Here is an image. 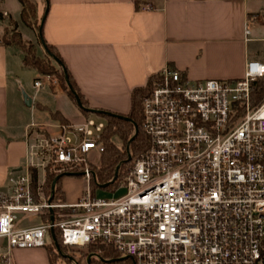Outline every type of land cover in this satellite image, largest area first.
Segmentation results:
<instances>
[{"label":"built area","instance_id":"built-area-1","mask_svg":"<svg viewBox=\"0 0 264 264\" xmlns=\"http://www.w3.org/2000/svg\"><path fill=\"white\" fill-rule=\"evenodd\" d=\"M263 76L258 59L234 80L193 81L171 66L159 72L142 101L148 146L119 197L87 188L74 202H57L44 191L56 169L91 182L105 148L103 120L36 134L29 165L9 175L10 191L0 193V264H12L14 249L45 247L54 229L70 249L102 243L134 264H264V97L254 102L251 93ZM19 216L40 221L20 226Z\"/></svg>","mask_w":264,"mask_h":264},{"label":"crops","instance_id":"crops-1","mask_svg":"<svg viewBox=\"0 0 264 264\" xmlns=\"http://www.w3.org/2000/svg\"><path fill=\"white\" fill-rule=\"evenodd\" d=\"M30 1L40 24L46 12L41 35L29 27L36 42L25 37L14 18L21 19L19 0H2L0 12L18 23L21 38L37 50L45 54L40 36L56 48L92 110L127 114L132 90L168 66L193 81L239 79L247 60L258 59L257 43L264 45V0ZM29 68L21 50L0 42V193L10 191L9 175L29 165V144L36 134H53L61 125L87 118L55 80L43 82L45 92L28 95L31 106H26L21 77ZM37 73L34 80L43 76ZM61 186L65 195L62 180ZM88 188L93 193L91 184ZM5 252L0 239V255ZM11 262L49 264V258L45 247L14 249Z\"/></svg>","mask_w":264,"mask_h":264},{"label":"trees","instance_id":"trees-1","mask_svg":"<svg viewBox=\"0 0 264 264\" xmlns=\"http://www.w3.org/2000/svg\"><path fill=\"white\" fill-rule=\"evenodd\" d=\"M1 2L2 0H0V4ZM19 2L22 6L20 14L21 21L27 26H32L30 22L31 19L37 17L36 4L30 0H19ZM0 19H3L2 12H0ZM9 19L11 20V18ZM39 28L40 23L37 25L36 29L39 30ZM22 41L19 34L13 36V41H5L4 43H12L21 50H25V43ZM40 42L45 51V58L35 57L33 54L30 56L25 54L23 56V64L35 68L41 74L55 75L60 87L66 91L81 111L87 115L90 112L88 103L72 80L58 51L53 45L43 40L41 36ZM261 61L264 62V57ZM158 78L159 73H156L148 78L144 86L132 90L131 107L127 114L105 110L95 111L96 114L103 118L105 123L102 132V140L105 148L100 166L93 167L94 178L91 180V185L101 187L103 190H116L124 179L133 159L148 146V138L144 132L142 122V101L149 95ZM251 91L252 100L254 102L258 101V99L264 95V76L251 83ZM113 137L119 138L121 144H116L112 139ZM31 172L32 175L35 176V171L33 169ZM115 174L116 179L114 182H111ZM62 177L63 176H47L48 179L44 191L46 197H51L53 201H65V195L61 186ZM54 182V190L52 191L51 188ZM44 220H47V218H44ZM45 248L48 253L49 264H61L63 261L71 264V257L67 255V251L70 248L62 244L58 230H52L51 240L47 242ZM77 250L80 254L79 263L86 261V264H134L133 259L123 258L121 253L117 252L111 246L102 243L88 244Z\"/></svg>","mask_w":264,"mask_h":264},{"label":"rangeland","instance_id":"rangeland-1","mask_svg":"<svg viewBox=\"0 0 264 264\" xmlns=\"http://www.w3.org/2000/svg\"><path fill=\"white\" fill-rule=\"evenodd\" d=\"M11 2V0H9ZM34 2H37L38 4L42 2V0H33ZM16 2V1H15ZM6 16H4V20L0 19V42H5V41H13V36L14 35H19V33L17 32V27H18V23H16L15 21H13L12 19L10 20L9 18H5ZM14 18L17 19L20 23V28L22 33L25 35V37L33 40L34 42H36V35L34 34V31H32L31 28L32 26H27L25 25L21 19L19 18V15H14ZM37 18V17H36ZM35 17L33 19H31V24L34 25L35 28H37V25L39 24L40 20L36 19ZM3 23V24H2ZM23 40V39H22ZM23 43H25V50H21L19 47H17L19 50H21V52L23 53V56L25 54H27L28 56L30 55H34L35 57H39V58H45V54L43 52H41L40 50H37L36 45L31 43L30 41L27 40H23ZM30 46V47H29ZM256 50H258L257 55L255 58H258L260 60L263 59L264 57V45L262 44V42L257 43L256 45ZM41 74V73H40ZM43 76L40 77V79L42 81H48L52 84V82L55 80L56 82H58V79L56 78L55 75H49V74H41ZM39 74L37 73L36 70H34L33 68H29L26 69L25 73H23L22 77H21V82L23 84V90H22V95L23 92H25L27 95H30L31 97H33L39 90H42L43 92H45L46 87H42L41 89H36L33 85L34 82V78L38 77ZM264 97V95L262 96ZM262 97H260L258 100H260ZM76 106V105H75ZM78 108V107H75ZM78 110V109H77ZM86 117L88 119H93L95 121H100L103 120V118L96 114V113H88L86 115ZM83 120V119H82ZM81 120V122H82ZM113 141L120 145L121 142L119 140V138L117 137H113L112 138ZM101 160H102V156H101ZM101 160L99 163V166L101 164ZM51 175V176H63L62 177V185L63 188L65 190V195H66V202H70L73 201L72 199L75 197L76 194L79 193H84V191L89 187L90 182H88L83 176L81 175H65L62 171L60 170H55L52 172H47L46 175V182H47V176ZM92 186V191L93 193L98 196V197H104V198H115V197H119L122 194H124L125 192V187L124 186H119L116 190L114 191H110V190H103L100 187H96L94 185ZM18 218H20V226H32V225H36L39 223L40 221V217L39 216H19ZM46 241L49 242L50 241V237L47 236L46 237ZM67 255L71 257L70 261L71 264H86V261H83V263H79V251L77 249H69L67 251ZM61 264H69L67 262H61Z\"/></svg>","mask_w":264,"mask_h":264},{"label":"water","instance_id":"water-1","mask_svg":"<svg viewBox=\"0 0 264 264\" xmlns=\"http://www.w3.org/2000/svg\"><path fill=\"white\" fill-rule=\"evenodd\" d=\"M45 13L46 12H44V15H43V17H42V19H41V24H42V22H43V20H44V17H45ZM41 24H40V28H39V34L41 35ZM23 100H24V103H25V105L26 106H31V98L25 93V92H23ZM77 101H78V99H77ZM90 110V112H92V113H96L95 111L96 110H92V109H89ZM119 167V166H118ZM118 167H117V169H118ZM115 179H116V174H115V176H114V178L111 180V182H114L115 181ZM54 184H55V182L52 184V191L54 190ZM91 257V256H90ZM123 258H127V257H123Z\"/></svg>","mask_w":264,"mask_h":264}]
</instances>
